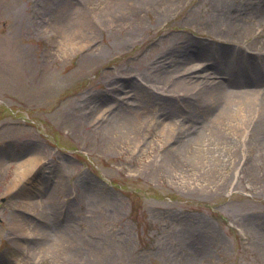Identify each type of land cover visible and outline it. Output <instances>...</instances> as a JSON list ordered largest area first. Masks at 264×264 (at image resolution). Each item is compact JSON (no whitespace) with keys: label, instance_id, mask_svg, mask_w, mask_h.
<instances>
[{"label":"rangeland","instance_id":"374dc122","mask_svg":"<svg viewBox=\"0 0 264 264\" xmlns=\"http://www.w3.org/2000/svg\"><path fill=\"white\" fill-rule=\"evenodd\" d=\"M60 2L0 0V264H264V160L227 129L220 163L207 153L201 164L208 139L180 153L158 147V105L189 103L180 88L165 98L169 76L151 67L183 41H202L226 61L263 40L209 34L220 1L179 0L166 21L149 12L136 36L106 25L76 53L71 9ZM103 7L90 0L85 19L98 20ZM91 95L138 104L126 114L129 133L105 139L88 114ZM31 159L34 175L11 189Z\"/></svg>","mask_w":264,"mask_h":264},{"label":"bare ground","instance_id":"6f19581e","mask_svg":"<svg viewBox=\"0 0 264 264\" xmlns=\"http://www.w3.org/2000/svg\"><path fill=\"white\" fill-rule=\"evenodd\" d=\"M219 1L212 5V11L215 13L211 17L216 29H211L209 34L221 37L232 34L236 39L243 38L240 39L242 41L263 40L264 43V37L261 38L264 36V0L254 3H239L238 0ZM89 3L90 0H75L74 3L65 0V4L71 9L66 31L68 45L71 51L76 53L93 48L96 42L94 32L97 29H103L106 25L116 26L125 29L124 34L136 36L145 30L147 13H152L153 22H163L169 13L176 11L183 4L179 0H101L104 4L101 18L90 20L88 17V21L84 13L86 8H89ZM59 4L62 5L60 0ZM54 7L55 5L52 8ZM51 9H48L47 13ZM249 19L252 24L245 22ZM171 27L173 26L166 24L165 32L175 30ZM186 42L177 43L178 47L170 48L151 63L154 71H162L169 76L162 87L163 90L167 88L168 94L163 96H173L180 88L183 89L184 99L189 103L184 110L165 109L156 103L159 104V109L153 121L162 137L158 147L168 152L171 150V153H180L184 147L191 150L198 140L208 139V145L201 153V164H205L207 153L209 159L215 158L216 162L220 163L225 151L224 146L232 140L228 137L227 129L239 142L241 150L251 147L264 160V67L243 64L241 59L245 54L235 55L233 52L229 55L228 63H221L219 57L204 42ZM259 50H264V44H261ZM261 55L264 56V51ZM247 72L251 75L243 76L242 79L235 75H245ZM114 91L119 93L117 88ZM88 99L93 100V105L88 108L89 116L93 117L90 119L91 123H94V127L104 130L105 139H116L118 128L122 133H129L126 128L127 111L139 106L122 100L129 99V96L123 95L121 99H116L113 105H107L111 95L95 98L91 95ZM206 110L211 116L206 117ZM209 125L211 126L208 128ZM197 149L199 147L192 154L197 153ZM219 150L223 151L221 156L216 154ZM167 154L169 153L166 152ZM241 155L242 152H239L238 158L234 153L230 163L239 165L242 161ZM35 163L34 159H31L19 166V174L14 178L11 189L19 182L24 184L26 180L31 179L35 173ZM15 226L18 227L15 233L25 234L19 224L16 223Z\"/></svg>","mask_w":264,"mask_h":264}]
</instances>
